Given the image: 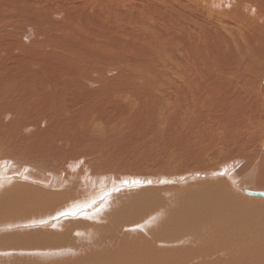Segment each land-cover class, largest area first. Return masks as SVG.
Segmentation results:
<instances>
[{
  "label": "bare ground",
  "instance_id": "obj_1",
  "mask_svg": "<svg viewBox=\"0 0 264 264\" xmlns=\"http://www.w3.org/2000/svg\"><path fill=\"white\" fill-rule=\"evenodd\" d=\"M245 190L264 0H0V264H264Z\"/></svg>",
  "mask_w": 264,
  "mask_h": 264
},
{
  "label": "rangeland",
  "instance_id": "obj_2",
  "mask_svg": "<svg viewBox=\"0 0 264 264\" xmlns=\"http://www.w3.org/2000/svg\"><path fill=\"white\" fill-rule=\"evenodd\" d=\"M82 159H87V160H89V161H93L94 159H97V158H95V156L94 155H85V156H83V157H81ZM101 159H103V157L101 158ZM55 169H61V170H64L65 169V165H59L58 163H52V165H51V167L50 168H44V167H40L39 168V172L41 173V174H43V173H48V172H53V171H51V170H55ZM67 169V168H66ZM29 174V173H28ZM239 202L241 203L242 202V204H244V205H247L248 204V202H246V201H244V200H239ZM39 213H43V212H39ZM6 219H8V218H6ZM5 220V219H4ZM74 232V231H73ZM73 232H72V234H73ZM70 246H72V247H75V246H73L72 244H70ZM25 260H27V259H25ZM32 262V261H31ZM30 262V263H31Z\"/></svg>",
  "mask_w": 264,
  "mask_h": 264
},
{
  "label": "water",
  "instance_id": "obj_3",
  "mask_svg": "<svg viewBox=\"0 0 264 264\" xmlns=\"http://www.w3.org/2000/svg\"><path fill=\"white\" fill-rule=\"evenodd\" d=\"M244 193L246 195L254 197V198L264 199V191H247V190H245Z\"/></svg>",
  "mask_w": 264,
  "mask_h": 264
}]
</instances>
